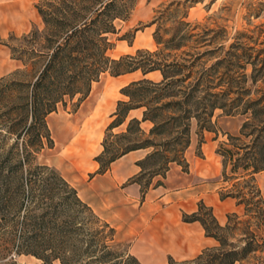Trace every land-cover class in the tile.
<instances>
[{
	"label": "trees",
	"instance_id": "1",
	"mask_svg": "<svg viewBox=\"0 0 264 264\" xmlns=\"http://www.w3.org/2000/svg\"><path fill=\"white\" fill-rule=\"evenodd\" d=\"M135 2L39 0L35 6L43 26L33 25L22 35L19 45H9L12 57L20 59L24 65L11 73L24 77L11 75L6 80L4 76L0 82V234L5 249L0 256L10 252L32 254L44 264H54V261L59 264H142L129 251V244L122 247L115 228L94 211L69 180L55 167L35 160L44 144L52 142L47 115L59 103L64 104L68 97L79 94L78 100L83 99L92 82L106 71L112 75L137 69L143 73L152 70L161 73L159 80L142 77L120 87V92L128 98L117 100L107 130L123 123L130 108L145 106L142 120L152 121L149 132L153 133L172 118L160 116L171 101H159L179 94L183 102H203L194 114L185 109L186 117H199L201 113L211 116L216 108L224 114L243 115L238 133H227V141L221 142L216 152L222 157V180L242 177L250 185V192L259 195L260 189L256 188L254 180L256 173L264 170V91L256 82L264 78V70L254 66L247 75L223 66L225 59L220 57L207 70L199 71L186 90L182 83L194 75L196 60L206 51L197 54L189 63L175 58L169 60L170 50L185 44V34L179 35V26L166 38L158 29L154 31V39L161 46L157 50L138 48L134 54L111 56L108 50L113 42L108 35L116 32V19L128 18ZM163 49H167V53L162 54ZM236 57L239 60L248 56L240 53ZM230 70L239 74L230 75ZM248 79L252 85L246 84ZM215 87L218 91L211 90ZM14 92L19 96L17 101L11 97ZM199 92L202 95H198ZM253 93L256 95L252 96ZM135 124L138 132H143L140 120L133 117L128 119L126 131L121 134L129 133ZM201 124L202 128L210 127ZM248 136L252 139L246 141ZM8 138H12L9 144ZM151 140L130 139L126 148L113 152L109 150L112 141L107 133L102 140V151L94 156L99 166L90 175L105 171L112 160L128 150L155 146L157 142ZM188 141L189 138L185 140V147ZM154 152L156 150L139 164L143 167L144 160ZM237 184V181L232 182V186ZM219 193L221 198L235 197L238 203L247 200L243 189H221ZM233 215L236 216L229 213L227 222L221 225L212 207L202 201L198 202L196 211L182 214L185 221L199 220L205 233L219 241L218 246L202 249L185 264H236L253 252L264 250V238L259 241L253 231L246 232L242 245L227 242L226 236L219 231L231 228ZM168 264L174 261L170 258Z\"/></svg>",
	"mask_w": 264,
	"mask_h": 264
},
{
	"label": "rangeland",
	"instance_id": "2",
	"mask_svg": "<svg viewBox=\"0 0 264 264\" xmlns=\"http://www.w3.org/2000/svg\"><path fill=\"white\" fill-rule=\"evenodd\" d=\"M38 1L0 0V82H2V77L5 76L7 80L11 77V72L24 67L20 59L12 57L9 45H19L22 35L28 32L33 25L40 28L43 26L41 16L35 6ZM115 25L116 32L108 35L113 42L108 53L113 57L125 53H137L138 48L157 50L161 46L154 39V31L158 29V33L166 38L179 26L181 28L179 35L185 34V44L179 49L170 50L169 60L175 58L178 61L189 63L197 54L206 51L202 58L196 60V65L193 67L194 75L182 83L186 90L190 83H193L199 71L207 70L220 57L225 59L223 66L233 67L237 72H245L247 75L254 66L264 70V0H136L128 18L116 19ZM125 33L127 35L123 38ZM129 39L131 42L128 41ZM167 51L163 49L162 54ZM240 53H245L248 57L237 60L236 55ZM183 57H187L189 61L184 60ZM234 71L230 70L229 74L235 76L239 74ZM132 75L136 77L139 73L135 72ZM12 76L24 77L21 74ZM152 76L153 79L158 77L156 74ZM109 79L111 77L107 72L102 73L97 82H92L89 93L83 99L78 100L79 94L73 98L68 97L64 104L59 103L57 108L47 115L52 142L49 145L45 143L35 158L36 161L55 167L77 188L83 199H97L92 194L95 190L91 188L92 175L89 172L95 171L99 166L97 164L93 166V159L102 151V140L107 133L108 139L112 141L109 150L113 152L126 148L124 146L130 139L148 138L157 142L155 146L148 147L151 152L154 150L156 152L144 160L145 169L136 176L138 182L141 183L140 188L160 181L161 178L157 176L152 180V176L158 173L164 176L170 165H178L179 172L187 171L188 153H191V156L205 157L206 166L209 165L211 172H213L215 163L217 167L222 165V157L218 152V154L215 153L216 148L221 142L227 141V133H238L243 115L224 114L221 109L216 108L211 116L201 113L199 117H186L185 109H190L194 114L196 108L201 109L203 102L195 103L194 100L183 102L184 98L179 94V96H169L159 101V103L171 101V104L160 115L161 117H172L168 124L154 129L153 133L149 132L153 123L140 124L143 130L141 133L138 132L135 124L129 133L123 135L121 132L126 131L127 123L106 129L116 105L111 111L106 108L103 110L100 106L104 104L101 103L103 102L102 88ZM246 84L252 85L251 80L248 79ZM256 85L264 91V78L258 79ZM211 90L218 91V87ZM201 93L199 92L198 95H202ZM255 95V93L252 94V96ZM11 97L14 101L19 99L16 92L12 93ZM66 118L68 119L69 136L66 141H63L61 138H66V133L64 134L61 130V122L64 125L65 120L63 119ZM201 123L209 125V129L202 128ZM79 131H81L80 141L70 146L71 139ZM187 138L189 141L185 147L184 143ZM251 139L252 136L245 137L246 141ZM10 141L12 138H8V144ZM190 143L191 147H188ZM235 181L238 184L232 186V182ZM245 182L242 177L230 181L222 180L219 189V192L221 189L222 191L243 189V195L247 199L244 203H238L233 197L239 205V210L230 212L236 214L231 218V228L219 231L226 236L227 242L232 241L236 245L243 244V236L246 232H255L259 241L261 237L264 238V170L255 175L254 183L256 188L260 189L259 195L250 192L251 187ZM137 199L141 200L142 197L138 195ZM245 205H247V213H245ZM208 223L213 227L211 222L208 221ZM3 239L0 234V254L5 251L2 248ZM120 241L123 243L122 247H127L129 244L127 240ZM173 261L174 264L180 262L185 264V261ZM258 263H264V250L253 252L236 264ZM0 264L44 263L32 254L10 252L4 254L3 257L0 256ZM54 264H59V262L54 261Z\"/></svg>",
	"mask_w": 264,
	"mask_h": 264
},
{
	"label": "crops",
	"instance_id": "3",
	"mask_svg": "<svg viewBox=\"0 0 264 264\" xmlns=\"http://www.w3.org/2000/svg\"><path fill=\"white\" fill-rule=\"evenodd\" d=\"M106 72L111 79L102 88L101 103L104 104L100 106L101 109L110 111L118 99L128 98L119 90L123 85L142 77L152 78L153 74L158 76L155 80L161 78L159 70L143 73L137 69L118 75ZM135 72L139 73L136 77L132 75ZM144 109L145 106L130 108L126 120L121 124H126L133 117L139 119L140 124H152L148 119L142 120ZM66 119H63L64 125L61 122V130L66 133V138H61L63 141L69 136ZM80 139L81 131L71 139L70 146ZM148 147L128 150L112 160L105 171L93 174L90 184L95 190L92 194L97 199L84 200L115 228L118 239L129 242V251L142 264H168L170 258L187 261L204 248L218 246V240L205 233L199 220L185 221L182 214L196 211L198 202L202 201L212 207L218 222L224 224L230 212L239 210L233 197H220L222 165L217 167L215 163L211 172L209 165L206 166L205 157L191 156L188 153L187 171L179 172L178 165H170L164 176L159 173L152 176V180L157 176L161 178L160 181L140 188L141 183L136 176L145 169L139 161L151 152ZM188 147H191V143ZM93 161V166L99 165L95 159ZM138 195L142 197L141 200L137 199Z\"/></svg>",
	"mask_w": 264,
	"mask_h": 264
}]
</instances>
